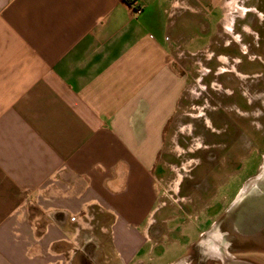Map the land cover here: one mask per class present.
Wrapping results in <instances>:
<instances>
[{"label": "crops", "instance_id": "1", "mask_svg": "<svg viewBox=\"0 0 264 264\" xmlns=\"http://www.w3.org/2000/svg\"><path fill=\"white\" fill-rule=\"evenodd\" d=\"M222 2L0 0V264H147L183 48Z\"/></svg>", "mask_w": 264, "mask_h": 264}, {"label": "rangeland", "instance_id": "2", "mask_svg": "<svg viewBox=\"0 0 264 264\" xmlns=\"http://www.w3.org/2000/svg\"><path fill=\"white\" fill-rule=\"evenodd\" d=\"M222 3L183 48L147 264H264V0Z\"/></svg>", "mask_w": 264, "mask_h": 264}, {"label": "built area", "instance_id": "3", "mask_svg": "<svg viewBox=\"0 0 264 264\" xmlns=\"http://www.w3.org/2000/svg\"><path fill=\"white\" fill-rule=\"evenodd\" d=\"M60 264H63V263H60Z\"/></svg>", "mask_w": 264, "mask_h": 264}, {"label": "flooded vegetation", "instance_id": "4", "mask_svg": "<svg viewBox=\"0 0 264 264\" xmlns=\"http://www.w3.org/2000/svg\"><path fill=\"white\" fill-rule=\"evenodd\" d=\"M226 257H228V256H226ZM228 259V258H227Z\"/></svg>", "mask_w": 264, "mask_h": 264}]
</instances>
